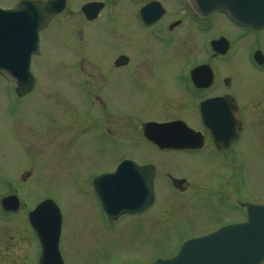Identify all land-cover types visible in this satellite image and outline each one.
<instances>
[{"label":"rangeland","instance_id":"obj_1","mask_svg":"<svg viewBox=\"0 0 264 264\" xmlns=\"http://www.w3.org/2000/svg\"><path fill=\"white\" fill-rule=\"evenodd\" d=\"M69 1L70 6H74L87 0ZM75 11L71 15L64 12L42 32L40 49L31 61L37 84L25 100L36 101L40 93L46 106V124L53 120L58 123V128L48 129L41 154L22 153L18 138L23 132V129L20 131L22 123L17 121L13 128L10 127L9 118L0 111V178H8L13 184L12 188L0 184V193L17 190L24 203L18 214H0V264H14L11 256L15 246L26 251V264H39L40 243L26 213L46 198L58 205L62 215L60 250L65 264H154L158 258L175 253L185 240L199 236L202 232L200 220L217 223L233 218L240 220L245 217L241 203H264V71L256 73L257 83L252 84L253 66L246 43L242 49L237 47L236 56L213 62L214 68L227 71L237 79L240 91L246 95L257 94L255 100L242 102L244 130L230 156L205 150L197 153L159 151L141 136L134 138L124 133V129L133 132L138 124L124 116L137 113L140 105L131 97V90L121 86L120 71L112 64L121 48L117 36L120 33L119 8L114 13L115 24H108L101 17L89 25V47L84 50L93 59L95 76L92 79L100 83L101 90L94 88L90 77L68 75L60 70L74 64L70 56L74 36L70 29L80 21L79 12ZM213 19L220 26L226 22L220 14ZM113 25L117 37L109 33ZM201 40V36L192 31L190 46L185 49L191 61L202 55ZM154 52L159 58L160 73L172 72L183 62L180 58L178 65L177 59L165 57L158 49ZM169 77L164 76V84L172 88ZM13 89V85L0 75V110L6 108L5 101L11 98ZM90 90L117 114L111 120V129L116 133L103 131L102 103L88 94ZM56 100H64L68 109L58 106ZM89 115L93 117L90 120ZM186 116L194 120L192 113ZM26 132L23 136L32 139L34 134ZM124 157L140 163L168 165L175 173L196 180L200 187L220 183L223 191L231 193L237 185L239 207L227 209L229 198L226 196L215 204L210 193L202 190L190 199L176 196L172 203L162 197L145 213L123 217L111 227L100 211L89 180L99 170L113 169ZM30 167L33 173L29 182L18 183L20 172ZM232 174H236L237 184H233Z\"/></svg>","mask_w":264,"mask_h":264},{"label":"flooded vegetation","instance_id":"obj_2","mask_svg":"<svg viewBox=\"0 0 264 264\" xmlns=\"http://www.w3.org/2000/svg\"><path fill=\"white\" fill-rule=\"evenodd\" d=\"M20 1L0 0V8H14ZM92 1L102 2L103 5L96 16L93 19H89L82 10V7L84 4ZM69 2V0H66L64 11L54 17L46 28L40 31L39 49L42 32L47 30L49 25L64 12H68L71 15L78 8L76 11L77 13L79 12L77 15L80 21L70 29L74 36L73 52L70 55L74 64L70 68L67 67V69L60 70L68 75L94 78L93 59L84 50L86 47H89V25L101 17L107 23L115 24L114 13L119 8L120 33L117 36L121 43V48L113 58L112 64L115 70L120 71L121 86L126 90L130 89L131 97L135 98L140 105L137 113L126 114L124 116L128 120L134 119L138 121L133 132L129 129H124L126 135L129 134L128 136L134 138L141 136L159 151L197 153L205 150L207 152H217L220 155L224 154L226 157L230 156L233 145L240 140L241 133L244 130L245 122L241 112L242 102L255 100L257 94L247 93L246 95L243 91H240L237 88V79L226 73L227 71L214 68L213 62L218 58L229 57L230 59L231 56H236L239 49L244 48L243 46L246 43L249 62L253 66L252 73L250 74L252 77L251 82L255 85L258 80L256 73L263 74L264 71V27L241 26L229 19L224 13L219 12L201 17L194 13L188 0H87L80 5L76 4L74 6H70ZM216 14H220L225 19L226 22L223 26H220L213 19ZM113 29L114 25L110 26L109 33L111 37H117ZM192 31L201 36L203 43L201 47L202 55L194 61L190 60L185 51L190 46ZM244 38L246 40H242ZM215 41L218 42L216 45L217 49L222 52H216L212 45ZM239 42L241 43L239 44ZM237 47L240 48L236 52ZM155 49H158L165 57L177 59L178 65L180 58L183 62H181L178 68L173 69L172 72L164 71L160 73L157 68L159 58L154 52ZM201 65H209L210 69L202 68L200 67ZM31 72L35 77L34 86L31 90H23L22 86L16 81L7 79L14 89L11 98L5 101L7 102L6 108L0 110L1 114L4 113V116L6 115V118H9L8 124L10 127L13 128L14 124H17V121L22 123L23 126L20 127V131L22 132L23 129V132L18 135V138H20L22 153L24 155L29 154L30 151L41 154L42 148L46 145L48 131L58 128V123L55 120L46 124V106L44 105V101L40 99V97H43L40 93H38L39 99L36 101L25 100L28 95L34 92L37 84L33 69H31ZM166 75L170 76L169 80L171 78V82L173 83L172 88H168L164 84L163 79ZM92 81L94 88L97 91L101 90L100 83L95 79H92ZM92 91L90 90L88 94H91L90 96L97 98L102 103V129L105 133H111L114 131L111 129V120L113 117H117V114L110 109L105 101L100 100L98 94ZM56 104L61 108L62 106L67 108L64 100H56ZM222 109L224 112H229V114H233V111L236 109V115L241 121V126L229 146L217 148L210 128L203 121V116L210 123L219 112H222ZM189 113H192L194 117L193 121L186 116ZM87 118L90 120L93 117L89 115ZM115 119L117 120V118ZM173 121H183L197 132L191 136H203L202 147H161L149 140L144 133L143 126L147 122L167 123ZM25 131H27V135H30V132H32L34 134L33 138H25L23 136ZM179 134V132H155L151 136L154 138H166L172 135L179 136ZM183 135L186 136L189 142L190 134L185 135L182 133L181 136ZM123 159L134 160L131 157H124ZM134 161L144 167L152 168L154 200L142 212L121 214L116 219L108 218L101 211L107 224L111 227H114V224L120 222L123 217L137 216L145 213L162 197L167 200V203H172L176 196L190 199L195 197L198 192H202V190L210 193L215 204L218 203L219 199L226 196V198H229L226 208L237 209L239 203L237 185L232 188L231 193L223 191L224 186L222 187L220 183L216 186L207 187L205 185L200 187L198 186L200 184L196 180L190 179L186 174L184 176L175 173L168 165L159 162L140 163L136 160ZM117 167L118 164L113 169H102L91 176L89 184L97 202L98 198L93 189L95 176L114 172ZM32 173L33 171L30 169L20 172L19 179H17L18 183H28ZM1 182L3 184L9 182V186H12V182L8 178L2 177ZM232 182L233 184H237L236 174L235 176L232 174ZM10 193H13V191L7 194ZM3 214L14 215L18 214V212H3ZM246 218L245 213V217L240 220L233 218L221 221V223L213 220H200L202 232L199 233V236L209 234L226 224L245 221ZM194 219L197 220L196 218ZM175 253L168 257L173 256ZM11 262L14 264H26V251L21 247L15 246L12 249Z\"/></svg>","mask_w":264,"mask_h":264},{"label":"water","instance_id":"obj_3","mask_svg":"<svg viewBox=\"0 0 264 264\" xmlns=\"http://www.w3.org/2000/svg\"><path fill=\"white\" fill-rule=\"evenodd\" d=\"M192 9L201 16L223 12L243 26L264 27V0H189ZM102 3L92 2L82 10L89 19L96 16ZM65 8V0H22L13 9H0V73L17 80L23 88H31L33 76L30 63L38 50L39 31ZM236 110V109H235ZM219 112L208 128L218 147L229 146L241 126L236 116ZM146 135L153 132H179L168 137L170 144L199 147L202 137L191 136L194 131L183 122L146 123ZM182 133L190 134L189 143ZM169 144V145H170ZM151 168L124 160L116 171L95 179V190L108 216L121 212H140L154 198ZM111 184V192H104L98 183ZM5 211H16L19 198L12 194L1 199ZM247 221L223 226L217 231L185 241L170 259H158L155 264H260L264 259V205H247ZM29 222L42 244L40 264H64L58 244L62 217L56 203L45 199L28 214Z\"/></svg>","mask_w":264,"mask_h":264}]
</instances>
